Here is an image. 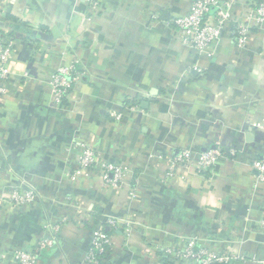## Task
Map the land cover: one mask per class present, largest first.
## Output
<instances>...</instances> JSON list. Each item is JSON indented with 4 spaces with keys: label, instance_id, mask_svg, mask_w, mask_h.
<instances>
[{
    "label": "crops",
    "instance_id": "crops-1",
    "mask_svg": "<svg viewBox=\"0 0 264 264\" xmlns=\"http://www.w3.org/2000/svg\"><path fill=\"white\" fill-rule=\"evenodd\" d=\"M95 1L0 0V35L13 42L0 104V264H17L16 250H29L64 218L57 247L38 264H85L88 224L112 218L131 230L112 234L114 250L101 264H165L162 250L193 236L240 257L222 264H264V185L252 168L264 158V130L254 127L264 124V79L253 75L264 67V29L239 48L228 28L212 54H199L172 24L192 0ZM255 8L256 0H237L234 20ZM71 65L81 80L54 106L51 76ZM82 138L132 168L135 197L128 186L107 188L100 170L69 180L72 145ZM217 143L236 155L165 182L170 156L189 149L197 157ZM28 186L38 198L15 206L11 189Z\"/></svg>",
    "mask_w": 264,
    "mask_h": 264
},
{
    "label": "built area",
    "instance_id": "built-area-1",
    "mask_svg": "<svg viewBox=\"0 0 264 264\" xmlns=\"http://www.w3.org/2000/svg\"><path fill=\"white\" fill-rule=\"evenodd\" d=\"M95 8L97 2L88 0ZM237 0H192L190 10L187 14L174 19L178 37L181 42L199 54L213 53V45L216 44L228 28L236 40L239 48H246L250 42L254 30L264 29V0H256V8L246 15L245 19L236 22L233 18V7ZM13 42L4 41L0 35V104L8 95V81L10 72L8 63L12 59ZM82 74L75 65L58 68L50 80L51 98L54 106L62 105L71 92L80 82ZM131 109H135L131 105ZM112 116L122 119V114L114 112ZM259 130H264V124H254ZM72 148L74 159H71L72 167L68 171L69 180L75 181L80 176H91L98 170L101 171V179L107 188L121 190L129 188L130 196L135 197L138 189L134 186L138 180L134 179L132 168L121 162H111L103 158L102 152L98 150L89 138L77 140ZM71 150V149H70ZM235 149H226L220 143L195 156L189 149L179 150L168 158L169 170L165 182H170L180 174L182 169L194 168L199 174H205L213 170L216 165L228 156L234 157ZM73 164L76 166L73 167ZM252 168L256 172L257 183L264 185V158H256L252 162ZM3 177L0 168V179ZM132 178V179H131ZM129 179L133 180L134 186H129ZM35 188L28 186L23 191L20 187H14L9 194V200L17 207L33 204L38 198ZM68 219L64 218L56 223H48L45 227L47 235L36 243L29 250H16L13 255L17 264H38L40 257L57 247L61 232L67 225ZM264 233V220L260 224ZM88 227L91 230L90 251L85 259V264H101L103 258L114 250L112 234L122 232L129 235L131 225L123 223L120 219L112 218L108 224H92ZM197 236L184 238L174 247L165 248L162 254L170 264H222L238 261L240 257L231 252H217L208 249L200 244ZM7 254L2 256L6 258Z\"/></svg>",
    "mask_w": 264,
    "mask_h": 264
},
{
    "label": "clouds",
    "instance_id": "clouds-1",
    "mask_svg": "<svg viewBox=\"0 0 264 264\" xmlns=\"http://www.w3.org/2000/svg\"><path fill=\"white\" fill-rule=\"evenodd\" d=\"M253 75L257 79H264V67L257 66L256 68H254ZM212 199H213V194L212 193H208L206 198H205V202L211 203Z\"/></svg>",
    "mask_w": 264,
    "mask_h": 264
},
{
    "label": "trees",
    "instance_id": "trees-1",
    "mask_svg": "<svg viewBox=\"0 0 264 264\" xmlns=\"http://www.w3.org/2000/svg\"><path fill=\"white\" fill-rule=\"evenodd\" d=\"M109 255V254H108ZM106 258H108L107 256H105ZM164 261H165V264H170V263H173V261L171 260V262H170V260H168L167 258H165L164 259Z\"/></svg>",
    "mask_w": 264,
    "mask_h": 264
}]
</instances>
